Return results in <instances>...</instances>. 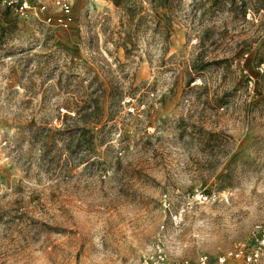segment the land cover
<instances>
[{
	"label": "rangeland",
	"instance_id": "374dc122",
	"mask_svg": "<svg viewBox=\"0 0 264 264\" xmlns=\"http://www.w3.org/2000/svg\"><path fill=\"white\" fill-rule=\"evenodd\" d=\"M69 1L66 27L10 11L0 43V264H139L159 234L189 264L250 245L264 0ZM83 114L100 120L90 148L67 130Z\"/></svg>",
	"mask_w": 264,
	"mask_h": 264
},
{
	"label": "built area",
	"instance_id": "2783aa9c",
	"mask_svg": "<svg viewBox=\"0 0 264 264\" xmlns=\"http://www.w3.org/2000/svg\"><path fill=\"white\" fill-rule=\"evenodd\" d=\"M51 10L46 3H40L39 6L30 2V0H0V7L10 9L15 15L21 18H27L29 14L44 13V22L50 25H58L66 27L73 20L72 5L69 0H52ZM204 199L209 198L215 200L217 195L211 193L209 195L201 194ZM174 225L182 222V211H178L172 215ZM249 238L251 244H239L226 255H219L216 258L217 264H227L229 258L234 260H242L246 264H258L259 259L264 251V228L256 225L250 231ZM207 254H201L195 264H207ZM139 264H189L185 260L171 259L166 251L165 242L162 234L157 235L155 242L140 257Z\"/></svg>",
	"mask_w": 264,
	"mask_h": 264
},
{
	"label": "trees",
	"instance_id": "16d2710c",
	"mask_svg": "<svg viewBox=\"0 0 264 264\" xmlns=\"http://www.w3.org/2000/svg\"><path fill=\"white\" fill-rule=\"evenodd\" d=\"M121 0H112V2L115 5H118ZM158 6L165 7V8H170V4L173 0H153ZM263 10L264 11V6H258L256 7L255 11ZM245 12V11H244ZM243 12V13H244ZM0 43H2L10 33H12L15 28L17 27V22L15 18L10 16V9L8 8H3L0 10ZM88 109L90 107L93 108V111L96 112L100 109L97 99H95V102H92V105L90 103L87 105ZM86 110V109H85ZM88 114H83V115H78V121L81 123L82 126H70L69 129L67 128L68 131H72V129H76L81 132L79 134V138L83 139V144H78V145H83L85 148H90L92 145V138H93V128L89 127L88 123L93 124L91 126H95L100 122V120H96L91 118L90 120L85 118ZM72 120H75L73 118ZM64 129V128H63ZM85 137V138H84ZM78 140V139H77Z\"/></svg>",
	"mask_w": 264,
	"mask_h": 264
}]
</instances>
